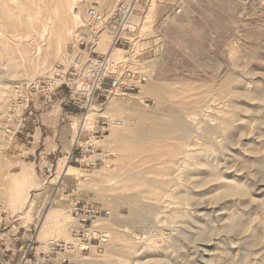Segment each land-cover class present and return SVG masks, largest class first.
<instances>
[{
    "label": "rangeland",
    "instance_id": "374dc122",
    "mask_svg": "<svg viewBox=\"0 0 264 264\" xmlns=\"http://www.w3.org/2000/svg\"><path fill=\"white\" fill-rule=\"evenodd\" d=\"M73 1L0 0V240L8 232L20 236L27 229L40 242L80 246L70 235L74 217L59 198L50 197L52 190L65 186L71 192L82 191L90 204L107 212L88 231L96 238L92 247L71 253L73 263L264 264V0L249 5L195 0L180 15L170 13L172 0H145L139 51L140 57L146 55L143 66L150 80L140 93L111 96L103 106H93L95 112L68 106L63 96L58 97L62 105L75 109L61 122L67 146L72 147L71 159L77 160L69 163L67 152L46 156L42 144L33 141L38 123L32 105L53 101L57 93H41L40 85L33 84L62 69L87 6L111 9L122 0ZM69 4L79 16L73 24L68 20L73 17ZM31 22L38 24L37 31L48 24L53 37L28 38L33 34ZM154 88L161 90L158 100L163 106L188 123L189 116L196 117L194 130L202 138H193L186 148L191 151L190 166L181 170H166L169 150L184 151L178 140H116L111 133L117 128L101 117L131 116V111H110L112 101L122 98L155 111L159 101L147 94ZM207 126L210 133L204 132ZM102 129L105 132L95 141ZM119 129L121 134L128 132L127 127ZM88 142L92 147L82 154L80 148ZM120 156L123 161L117 159ZM121 163L125 165L119 168ZM160 165H166L165 170ZM62 172L75 177L63 178ZM188 172L193 174L186 181L183 174ZM187 182L199 183L191 188ZM133 206L147 211L134 217ZM102 231L108 233L105 240Z\"/></svg>",
    "mask_w": 264,
    "mask_h": 264
},
{
    "label": "built area",
    "instance_id": "2783aa9c",
    "mask_svg": "<svg viewBox=\"0 0 264 264\" xmlns=\"http://www.w3.org/2000/svg\"><path fill=\"white\" fill-rule=\"evenodd\" d=\"M145 0L119 1L111 9L97 4L87 6L83 11L82 25L76 29L72 52L67 54L62 69L52 78L39 79L33 85H40L39 92L54 94L64 87L63 98L68 106L87 111L94 105L103 106L111 96L126 92H141V86L150 80L144 69V57H140L143 11ZM195 0H172L170 13L180 15L185 7ZM249 5L253 0H235ZM143 7L139 11L136 7ZM144 58V59H143ZM28 99V98H27ZM11 109V108H10ZM14 110V109H13ZM18 110V109H17ZM104 128V127H101ZM93 139L98 141L105 130H98ZM76 138L79 134L76 132ZM75 144L76 141H75ZM92 142L84 144L80 152L85 154ZM75 224L71 227V238L81 245L70 242L48 241L46 261L56 252L75 249L86 252L92 247L88 231L101 218L103 212L90 204L75 203L72 207ZM97 247V246H96ZM98 252L101 248L97 247ZM61 264H73L64 257Z\"/></svg>",
    "mask_w": 264,
    "mask_h": 264
},
{
    "label": "bare ground",
    "instance_id": "6f19581e",
    "mask_svg": "<svg viewBox=\"0 0 264 264\" xmlns=\"http://www.w3.org/2000/svg\"><path fill=\"white\" fill-rule=\"evenodd\" d=\"M73 1V0H72ZM74 2V1H73ZM57 3V2H56ZM55 3V4H56ZM58 4V3H57ZM66 7H68L69 9H70V11H71V8L73 7H71L70 6V4H69V6H66ZM71 7V8H70ZM72 14H73V17L70 19H68L69 20V22H73V23H76V21L79 19V16H78V14H77V12L75 11V8H72ZM48 22V21H47ZM71 23H68V24H71ZM72 23V24H73ZM54 24V23H53ZM66 24H67V21H66ZM49 25L48 24H44L43 23V25L41 26V31H37V27H38V24L37 23H34L33 24V22H31V25L29 24V27L33 30V34L32 35H28V38L29 37H34V36H37L40 40H43V41H45V38L46 37H48V35H51V31H49V27H48ZM54 26V25H53ZM56 30V29H55ZM71 30V29H70ZM56 32V31H55ZM50 33V34H49ZM67 33V32H66ZM71 33V32H70ZM52 37H53V34L51 35ZM51 36L49 37V38H51ZM55 37V36H54ZM27 38V39H28ZM26 39V40H27ZM29 41V40H28ZM42 42V41H41ZM45 43V42H44ZM39 47V46H38ZM40 48V47H39ZM38 48V49H39ZM39 51H40V49H39ZM35 54V53H34ZM163 89V88H162ZM147 94H149L148 96H150L152 99H154V101L157 103L158 101V105H160V106H158L157 108H156V110L155 111H153V109H152V111L151 112H149V111H147V110H145L142 106H145V105H141V107L140 106H137V103L136 102H134V101H132V100H127V99H114L113 101H112V103L110 104V111H112L113 113L115 112V113H121V112H126V111H131V112H133V114L130 116L129 115V117H127L126 119H117V118H113V117H106V116H101L102 118H105V119H108L111 123H112V125L113 126H115L117 129L116 130H114L112 133H111V135H112V138L113 139H116L117 140V138L118 137H121V136H123V137H126V138H128V139H131V141H132V139H134V140H136V141H144V140H157V141H167V140H172V139H176V140H178L179 142H180V144L181 145H183V147H184V151L182 152V153H175L174 154V150H169V154H167L168 156L170 155V166L168 165V167L166 168V170H168V171H171V170H174V169H178V168H180V170L182 169V168H184V167H186L187 165H189L190 166V159H191V151L189 150V149H186L188 146H190L191 144H193L192 143V139L193 138H196V139H201L202 137L200 136V135H197L196 134V132H195V130H194V127L196 126L195 125V122H196V117H195V114H190L191 116H189L190 117V119L188 120L189 121V123L186 121V120H184V118H182L183 116H179L178 115V113H176V112H172L173 110L171 109V108H168V107H165V106H163V104H165V103H163V102H160V100H158V99H160L159 98V96L161 95V90L160 89H158V88H154V89H148V91H147ZM146 97V95L143 97V98H145ZM161 97H163V95H161ZM142 98V99H143ZM162 99V98H161ZM144 100V99H143ZM139 105V104H138ZM95 106V105H94ZM96 107V106H95ZM95 107H91L90 108V111L92 112H95L94 110H96L95 109ZM146 107H147V105H146ZM180 107V106H179ZM180 108H182V107H180ZM149 109H151V108H149ZM174 109H177V108H174ZM178 110V109H177ZM183 110V109H182ZM192 110V109H191ZM190 111V110H189ZM130 112V113H131ZM178 112V111H177ZM179 112H181V110L179 111ZM186 112V111H185ZM104 113V112H103ZM194 113H195V111H194ZM89 114V113H88ZM91 114V113H90ZM184 114V113H183ZM168 116V117H171V120L170 121H165V120H162V119H166V118H162L161 116ZM188 115V114H187ZM203 117V116H202ZM89 118V115H87L86 117H85V119H87L89 122H90V119H88ZM162 118V119H161ZM203 119H204V117H203ZM169 120V119H168ZM122 126H124V127H127L128 128V132H127V134L125 135V134H121L120 133V129L119 128H121ZM75 127H77V125L76 124H73V128H75ZM204 132H206V133H210L211 131H210V128L207 126V129H205L204 130ZM125 135V136H124ZM177 137V138H176ZM120 139H122V138H120ZM119 139V140H120ZM124 139V138H123ZM122 141V140H121ZM126 141V140H125ZM175 141V140H174ZM176 142V143H179V142ZM206 142H211V140H205ZM117 142H120V141H117ZM130 142V141H129ZM148 142V141H147ZM113 143H115L114 141H113ZM155 143V142H154ZM172 143V142H171ZM118 144V143H117ZM157 144V143H156ZM204 144V143H203ZM149 144H147V146H148ZM152 145V144H151ZM168 145V144H167ZM170 145V144H169ZM168 145V146H169ZM178 145V144H177ZM194 145H198V144H194ZM206 145V144H205ZM145 147H146V145H145ZM151 147V146H150ZM179 147V150H181V146H178ZM178 147H177V149H178ZM163 148V147H162ZM165 148V147H164ZM169 148V147H168ZM170 149V148H169ZM172 149V148H171ZM160 150H161V148H160ZM178 150V151H179ZM122 151V150H121ZM142 151V150H141ZM140 151V152H141ZM149 152H151V150H148ZM162 151V150H161ZM143 152H144V150H143ZM148 152V153H149ZM152 152H153V150H152ZM119 153H121V152H119ZM127 153V152H126ZM154 153V152H153ZM132 154V152L129 154V155H131ZM134 154H135V152H134ZM150 154V153H149ZM181 155V157H178L177 155ZM123 155V154H122ZM125 155V154H124ZM123 155V157H125ZM137 156V155H136ZM132 157V156H131ZM130 157V158H131ZM134 157V156H133ZM149 157V156H148ZM154 157H155V155H154ZM159 157H161V156H159ZM129 158V157H128ZM136 157H134V159H135ZM118 160H124V158H121V156L120 157H118L117 158ZM131 159H133V158H131ZM131 159L129 160V162H131ZM154 160H155V158H154ZM153 160V161H154ZM160 161V160H159ZM128 162V163H129ZM135 162V161H134ZM126 163H127V160H126ZM132 163V162H131ZM136 163V162H135ZM130 164V163H129ZM134 164V163H133ZM167 164H169V163H167ZM123 165H125V163L124 164H120V165H118L119 166V168L120 167H123ZM139 165V164H138ZM158 165V164H157ZM133 166V165H132ZM166 166V165H165ZM164 166V167H165ZM126 167H127V165H126ZM154 167V166H153ZM157 167V166H156ZM159 167V166H158ZM160 167L162 168L163 166L162 165H160ZM159 167V168H160ZM163 167V168H164ZM158 168V169H159ZM66 169H67V171H68V168L66 167ZM128 169V168H127ZM133 170H134V168H132ZM149 169V168H148ZM154 169V168H153ZM157 169V170H158ZM129 170V169H128ZM136 170V169H135ZM138 170V169H137ZM164 170H165V168H164ZM164 170H162V171H164ZM139 172H140V170H138ZM149 171V170H148ZM159 171V170H158ZM161 171V170H160ZM137 172V171H136ZM138 172V173H139ZM144 172V171H143ZM146 172V171H145ZM150 172V171H149ZM157 172V171H156ZM166 172V171H165ZM127 173H129V172H127ZM141 173V172H140ZM133 174V173H132ZM137 174V173H136ZM136 174H133L134 176L136 175ZM142 174H144V173H142ZM142 174H141V177H142ZM180 174V173H179ZM191 174H193V173H191V172H188L187 174H183V176L186 178V181H188L189 180V176L191 175ZM145 175H146V173H145ZM128 176H129V174H128ZM127 176V177H128ZM136 176H138V175H136ZM139 176H140V174H139ZM181 176L182 175H180V178H181ZM157 177V176H156ZM184 178V179H185ZM142 179H143V177H142ZM155 179V178H154ZM147 181V180H146ZM151 181V180H150ZM149 181V182H150ZM154 181H156V179L154 180ZM153 181V182H154ZM169 181V180H168ZM167 181V182H168ZM179 181H180V179H179ZM152 181H151V183H153ZM157 182H159V180H157ZM161 182V181H160ZM182 182V181H181ZM185 182V181H184ZM146 184H147V182H145ZM164 183V182H163ZM187 183H190V185H192L191 186V188H195V187H197L198 186V183L199 182H187ZM144 184V183H143ZM161 184V183H160ZM160 184H158V185H160ZM167 184V183H166ZM169 184V183H168ZM182 184H184L183 182H182ZM181 184V185H182ZM185 184H186V182H185ZM149 185V184H148ZM152 185V184H151ZM155 185H157V184H155ZM164 185V184H163ZM187 185V184H186ZM161 186H162V184H161ZM237 187V186H236ZM231 189V188H230ZM154 191H152V193H153ZM241 192V191H240ZM241 193H243V191L241 192ZM144 194V193H143ZM146 194H147V191H146ZM238 194H239V192H238ZM241 195V194H240ZM246 195V194H245ZM131 196H135V195H131ZM140 196V195H139ZM150 197H153L152 196V194H151V196ZM244 197V196H243ZM138 198V197H137ZM119 199H121V198H119ZM125 199V198H124ZM185 201H187V199H189V198H187V196H185L184 198H183ZM131 200V199H130ZM129 200V201H130ZM138 200V199H137ZM136 196H135V203H136ZM150 200V199H149ZM117 201V200H116ZM133 201V200H132ZM132 201H131V203H132ZM148 201V200H147ZM150 201H152V200H150ZM119 202V201H118ZM142 201H139V203L140 204H142L141 203ZM143 202H145V201H143ZM155 202V201H154ZM113 203H116L115 202V200H114V202ZM134 202H133V204H135ZM139 203H137V204H139ZM147 203V202H146ZM145 203V204H146ZM149 203H151V202H149ZM157 203V202H156ZM158 204V203H157ZM147 205V204H146ZM137 206V205H136ZM136 206H133V208L131 207V210H130V214L132 215V216H134V217H141L142 215H144V211H147L146 209L147 208H145V207H136ZM148 206V205H147ZM151 206H152V204H151ZM153 207V206H152ZM152 207L150 208V209H152ZM154 209V208H153ZM156 213V211L155 210H153V213ZM154 213V214H155ZM153 222V221H152ZM120 224V223H119ZM135 232V235H138V231L137 230H135L134 231ZM102 233V238H104L103 240H105V238L106 237H108V233L106 232V231H102L101 232ZM142 234V233H141ZM141 234H139V235H141ZM240 239V238H239ZM137 241L138 240H135V243L137 244ZM112 243H114V242H112ZM261 244V243H260Z\"/></svg>",
    "mask_w": 264,
    "mask_h": 264
},
{
    "label": "crops",
    "instance_id": "0c3cea01",
    "mask_svg": "<svg viewBox=\"0 0 264 264\" xmlns=\"http://www.w3.org/2000/svg\"><path fill=\"white\" fill-rule=\"evenodd\" d=\"M64 91L65 88L57 91L55 96L56 98H54L53 101H43L40 103L35 102L32 105L35 118L38 123V126L33 128V137H35L33 138V141L36 145L42 144L46 156H50L51 154H64L67 152V159H69V163H76L77 160L71 159L72 147L71 145L67 146L68 135L65 134L63 125L61 124V122L63 123V121L69 117L68 114H71L73 110H75L72 107L62 105V102L58 99V97L63 95ZM33 154H36V147H33ZM29 155L32 156V153ZM37 155L40 154L37 153ZM43 158H45V156ZM47 161V159L46 161L44 160V163ZM69 168L76 169L71 166H69ZM78 169H80V167ZM62 176L63 178L75 177L73 173L68 174L63 172ZM81 178L82 177L80 176L79 180ZM52 192H54L55 195H53ZM82 194V191L74 190V192H71L65 186H60L59 188L57 187L51 191L50 197L54 196V198H59L60 204L65 206L66 210L71 214L72 207L75 203L79 202L80 204H90V201L83 197ZM75 199H77L76 202H74ZM93 241L94 239L91 240L90 243ZM46 242H40L37 238L28 234L27 229L21 232L20 236H17L12 232H8L0 240V264H61L64 257H67L71 262L70 255H72L71 253L74 252L75 249H69L64 252H56L51 256L50 262L46 261V255H48ZM27 253H30V256H27ZM59 254L65 256L61 257Z\"/></svg>",
    "mask_w": 264,
    "mask_h": 264
}]
</instances>
